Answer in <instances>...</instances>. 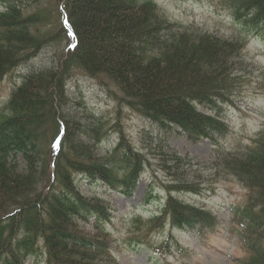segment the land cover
I'll use <instances>...</instances> for the list:
<instances>
[{
  "label": "trees",
  "instance_id": "trees-1",
  "mask_svg": "<svg viewBox=\"0 0 264 264\" xmlns=\"http://www.w3.org/2000/svg\"><path fill=\"white\" fill-rule=\"evenodd\" d=\"M221 2L242 27L264 31V0ZM56 4L59 24L64 19L69 28L60 24V31L71 33L72 46L51 67L23 75L0 108V264H27L30 258L32 264L113 263L105 231L113 210L104 198L83 193L77 178L131 195L150 166L146 154L124 136L119 116L108 120L90 109L84 116L70 111L66 83L72 70L97 79L116 104L155 124L174 126L191 140L218 144L229 131L220 112L198 107L215 111L231 102L238 83L231 64L241 39L178 28L154 0ZM52 12L39 7L26 12L19 0H0V79L54 40L58 32L44 28L56 21ZM111 131L119 134L114 142ZM150 154L169 179L161 182L166 195L147 225L152 231L165 224L212 230L217 217L211 210L176 198L198 194V182L180 173L191 160L161 147ZM220 159L217 169L246 192L227 222L244 253L238 264H264V131L243 153H221ZM150 177L144 201L153 194L156 177ZM90 221L89 234L82 225ZM136 244L153 248L155 243Z\"/></svg>",
  "mask_w": 264,
  "mask_h": 264
},
{
  "label": "rangeland",
  "instance_id": "rangeland-1",
  "mask_svg": "<svg viewBox=\"0 0 264 264\" xmlns=\"http://www.w3.org/2000/svg\"><path fill=\"white\" fill-rule=\"evenodd\" d=\"M154 1L178 28L192 26L216 36L241 39L243 47L231 64L238 81L233 88L231 102L215 111L203 105L198 107L206 113L220 112L229 125V131L219 136L218 144L202 138L191 140L174 126L155 124L126 106L116 104L97 79L87 77L80 70H72L66 83L70 111L84 116L90 109L97 116L108 120L119 116L120 121L117 123L124 136L135 148L146 154L150 164L131 195L108 191L101 181L82 176L77 178V184L83 193L104 198L113 210L111 221L105 224L110 253L115 257L111 264H238L244 253L239 241L227 227V222L229 211L243 204L246 192L235 178L217 168L221 164V153H243L257 134L264 131V31L261 28L251 32L250 26L244 28L232 20L221 0ZM19 2L25 5L26 12L36 7L53 10L56 21L44 28L58 33L33 57L21 61L0 79V108L7 103L23 75L51 67L61 61L66 49L72 46L70 32L67 31L66 36L60 31V24L65 25L66 30L68 28L64 19L59 24L56 0ZM110 133V141L114 142L119 134L116 131ZM103 145L109 146V143L104 142ZM160 147L166 152L174 150L191 160L180 173L183 179L198 182V194L179 193L176 197L211 210L217 217V224L212 230L200 233L195 229L165 224L152 231L147 225L149 217L158 212L166 195L165 190L161 189V182L169 179L167 172L161 170L158 158L150 154ZM150 175L156 177L152 183L154 190L150 200L144 201L152 180ZM91 222L81 224L84 232H91ZM139 240L155 243V248L148 249L147 245L136 244ZM164 241L165 244H162ZM27 264H32L31 258Z\"/></svg>",
  "mask_w": 264,
  "mask_h": 264
}]
</instances>
